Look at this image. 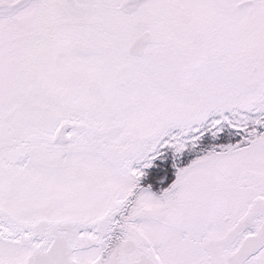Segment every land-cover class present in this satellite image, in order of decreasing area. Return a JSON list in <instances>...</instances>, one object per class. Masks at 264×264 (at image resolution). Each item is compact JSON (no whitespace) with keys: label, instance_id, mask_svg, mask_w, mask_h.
Masks as SVG:
<instances>
[{"label":"snow or ice","instance_id":"snow-or-ice-1","mask_svg":"<svg viewBox=\"0 0 264 264\" xmlns=\"http://www.w3.org/2000/svg\"><path fill=\"white\" fill-rule=\"evenodd\" d=\"M0 264H264V0H0Z\"/></svg>","mask_w":264,"mask_h":264}]
</instances>
